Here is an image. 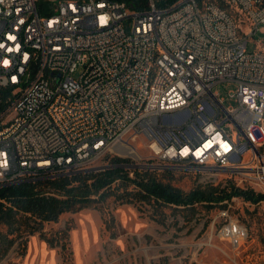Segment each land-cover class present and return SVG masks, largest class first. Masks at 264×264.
<instances>
[{
	"label": "built area",
	"instance_id": "built-area-1",
	"mask_svg": "<svg viewBox=\"0 0 264 264\" xmlns=\"http://www.w3.org/2000/svg\"><path fill=\"white\" fill-rule=\"evenodd\" d=\"M131 2L0 0V187L112 156L246 174L250 152L264 188V41L248 47L264 0ZM223 82L236 103L215 90ZM238 198L217 216L234 248L249 235L230 211Z\"/></svg>",
	"mask_w": 264,
	"mask_h": 264
},
{
	"label": "rangeland",
	"instance_id": "rangeland-1",
	"mask_svg": "<svg viewBox=\"0 0 264 264\" xmlns=\"http://www.w3.org/2000/svg\"><path fill=\"white\" fill-rule=\"evenodd\" d=\"M263 41L264 32L257 31L248 47L253 50ZM80 71L71 75L77 77ZM235 87L234 83L223 82L215 90L227 104H233L236 101L229 98V92ZM259 150L264 154V146ZM141 154L145 156L143 162H148L150 152L141 149ZM247 159L246 174L208 175L200 169L171 167L178 172L173 184L189 190L207 182L221 186L230 183L264 192L253 171L257 158L253 160L249 152ZM104 207L106 216L115 218L112 229L107 228L105 215L95 207L66 211L57 221L45 222L43 230L49 237L66 240L67 249L62 250L60 243L50 245L36 232L29 235L24 249L18 243L13 245L0 264H264V200L254 204L239 197L232 202L231 214L249 230L238 248L218 235V205L200 207L198 217L188 221L181 212L166 209L164 222L153 217V208L147 203L123 202L110 196ZM62 231L67 232L65 239Z\"/></svg>",
	"mask_w": 264,
	"mask_h": 264
},
{
	"label": "trees",
	"instance_id": "trees-1",
	"mask_svg": "<svg viewBox=\"0 0 264 264\" xmlns=\"http://www.w3.org/2000/svg\"><path fill=\"white\" fill-rule=\"evenodd\" d=\"M131 5L133 0H126ZM173 2L175 0H167ZM137 2V0H136ZM8 89H0V109L5 106ZM130 159L112 156L102 170H85L56 177H42L23 180L0 187V259L18 243L26 247L29 235L40 232L41 236L54 246L62 242L44 232V223L57 221L66 211H77L95 207L104 215L107 228L114 227V216H106L104 203L110 197L123 202L150 204L153 217L164 222L166 209L181 212L185 221L198 217L201 208L211 209L224 199L238 196L250 203H259L264 192L236 184H214L207 182L184 190L173 184L177 170L171 167L136 166L127 168ZM133 172V176L130 172ZM201 207V208H200ZM4 228V229H2ZM62 237L67 232L62 231Z\"/></svg>",
	"mask_w": 264,
	"mask_h": 264
},
{
	"label": "bare ground",
	"instance_id": "bare-ground-1",
	"mask_svg": "<svg viewBox=\"0 0 264 264\" xmlns=\"http://www.w3.org/2000/svg\"><path fill=\"white\" fill-rule=\"evenodd\" d=\"M125 151H126L125 152L126 154H129V155L134 156V157H137V155L139 154V152L135 149H127Z\"/></svg>",
	"mask_w": 264,
	"mask_h": 264
},
{
	"label": "water",
	"instance_id": "water-1",
	"mask_svg": "<svg viewBox=\"0 0 264 264\" xmlns=\"http://www.w3.org/2000/svg\"><path fill=\"white\" fill-rule=\"evenodd\" d=\"M110 166V165H109ZM125 166L126 167H130V168H132V167H136V166H140V164H138V163H128V164H125ZM91 170V169H90Z\"/></svg>",
	"mask_w": 264,
	"mask_h": 264
},
{
	"label": "snow or ice",
	"instance_id": "snow-or-ice-1",
	"mask_svg": "<svg viewBox=\"0 0 264 264\" xmlns=\"http://www.w3.org/2000/svg\"><path fill=\"white\" fill-rule=\"evenodd\" d=\"M103 20V18H101ZM5 64H7V61L4 62Z\"/></svg>",
	"mask_w": 264,
	"mask_h": 264
}]
</instances>
